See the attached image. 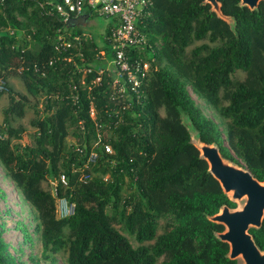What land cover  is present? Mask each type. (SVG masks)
<instances>
[{"label": "trees", "instance_id": "1", "mask_svg": "<svg viewBox=\"0 0 264 264\" xmlns=\"http://www.w3.org/2000/svg\"><path fill=\"white\" fill-rule=\"evenodd\" d=\"M46 1L0 0V78L16 75L25 90L3 85L8 104L0 125V165L36 214L43 257L62 254L65 264H155L159 258L160 264H238L215 236L224 227L208 220L222 205L232 209L235 203L208 172L190 130L264 180V1L250 10L240 0H217L227 22L204 0H148L147 13L136 21L145 45L131 49V56L149 61L140 101L110 100L106 74L91 81L95 68L104 66L96 51L111 57L106 36L113 20L101 46L91 35L82 39L81 55L75 44L55 49L58 32H88L66 26ZM76 65L92 68L83 82ZM185 82L226 120L225 144ZM26 94L42 96L43 107L29 121V139L20 143L26 131L8 120L22 116ZM68 137L74 142L67 144ZM90 150L95 162L83 168ZM57 199L71 204L72 213L58 216ZM114 224L139 245L133 247ZM248 232L264 251V217ZM7 246L0 237V264H21Z\"/></svg>", "mask_w": 264, "mask_h": 264}, {"label": "rangeland", "instance_id": "2", "mask_svg": "<svg viewBox=\"0 0 264 264\" xmlns=\"http://www.w3.org/2000/svg\"><path fill=\"white\" fill-rule=\"evenodd\" d=\"M111 21V17L104 16L95 11L87 18L86 24L82 26V29L91 34L96 39L98 46H101V38L104 34V28L108 23H111ZM199 43L200 42H196L195 44ZM16 73H18V69H16ZM234 76L236 79H242L243 73L236 71ZM5 81L0 78V83L3 85L9 86L14 92L25 94L22 82L16 75L7 76ZM184 87L195 105L199 107L206 117L211 119L217 125V128L220 131L222 144H225L226 120L222 119L214 108L204 100V98L194 93L187 82L184 83ZM26 97L27 100L23 107L22 116H12L8 120L9 125L13 127L19 125L26 131L25 136L19 140L20 143L29 139L28 135L34 130V128L30 126L29 121L35 116L34 112L38 111L37 115H39V112H41L43 107L42 96L32 97L26 94ZM7 104L8 98L6 91L0 89V125L2 121V110ZM182 120L189 128V122L187 119L182 117ZM190 134L191 141H193L194 138L191 130ZM66 142L67 144L73 143L74 140L68 137L66 138ZM228 162L232 163L231 161ZM238 163L242 165L241 162L238 161ZM41 187L53 192L52 185L47 186L45 183H42ZM234 203L235 207L232 209H237L241 206L242 201H235ZM63 204L62 199H57L55 202L56 209L61 208ZM36 223V214L33 208L22 198L19 190L5 174L4 169L0 165V237L7 243L9 253L21 264H65L64 256L62 254H56L50 259L43 257L38 240V233L34 228ZM162 224L163 222L159 221L160 227ZM114 226L121 231L133 247L139 245L132 236L121 230L118 224H114ZM160 227L157 228L156 233L161 232ZM142 244L150 245L151 241H145ZM160 261L161 258L157 259L155 264H160ZM237 263H239V260H237Z\"/></svg>", "mask_w": 264, "mask_h": 264}, {"label": "built area", "instance_id": "3", "mask_svg": "<svg viewBox=\"0 0 264 264\" xmlns=\"http://www.w3.org/2000/svg\"><path fill=\"white\" fill-rule=\"evenodd\" d=\"M46 2L55 9L64 23L67 18L82 14L83 9L86 8L92 12L96 11L111 17L113 25L106 36L111 49V57H105L102 49L96 51L95 56L101 60L104 66L95 68V76L91 81L97 83L102 77L101 75L106 74L110 77L109 84L112 90L110 100L127 99L128 101L132 98L140 101L144 96L143 82L147 78L149 61L131 56V49L142 48L145 45V36L137 30L136 21L147 13L148 0H60V2L49 0ZM90 37L91 34L89 33L82 36L65 37L62 32H58L55 49H64L75 44L77 55H81L80 43L83 41L82 39H89ZM69 38L71 41L68 40ZM64 59L69 60L70 56ZM76 68L81 70L80 82H83L82 77L84 75L92 71L89 66L80 67L76 65ZM3 87V84L0 83V89H4ZM88 115L94 117L93 107H89ZM103 150L105 153L111 152L108 144H103ZM96 156L95 151H88L82 164L83 168H88L90 164H94ZM82 178H87V174H82ZM59 179L64 182L62 175L59 176ZM63 203L61 208L56 209L58 216L71 214L73 211L71 204L64 200Z\"/></svg>", "mask_w": 264, "mask_h": 264}, {"label": "water", "instance_id": "4", "mask_svg": "<svg viewBox=\"0 0 264 264\" xmlns=\"http://www.w3.org/2000/svg\"><path fill=\"white\" fill-rule=\"evenodd\" d=\"M209 3L211 10L227 22H231L228 16L221 14L217 0H204ZM260 0H240L239 5L248 9H255ZM264 1V0H263ZM87 13L66 19V26H84L88 18ZM191 141L207 164V170L218 182L222 192L229 200L242 201L237 209H230L222 205L218 212L209 216L208 220L219 223L224 227L222 232L215 234L216 238L227 243V257L239 260L238 264H264V251L260 250L254 243L248 232L250 227L259 228L264 217V180H256L250 172L235 163L224 159L218 147L211 143L206 144L198 141L196 135L192 134Z\"/></svg>", "mask_w": 264, "mask_h": 264}, {"label": "crops", "instance_id": "5", "mask_svg": "<svg viewBox=\"0 0 264 264\" xmlns=\"http://www.w3.org/2000/svg\"><path fill=\"white\" fill-rule=\"evenodd\" d=\"M23 85V84H22ZM24 88V87H23Z\"/></svg>", "mask_w": 264, "mask_h": 264}]
</instances>
